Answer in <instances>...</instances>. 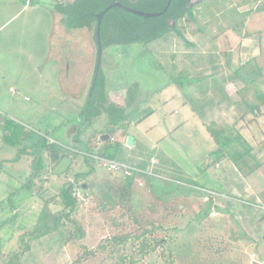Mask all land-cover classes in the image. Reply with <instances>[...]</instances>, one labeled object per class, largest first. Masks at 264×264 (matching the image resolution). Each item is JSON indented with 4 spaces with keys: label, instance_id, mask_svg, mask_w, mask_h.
Here are the masks:
<instances>
[{
    "label": "rangeland",
    "instance_id": "374dc122",
    "mask_svg": "<svg viewBox=\"0 0 264 264\" xmlns=\"http://www.w3.org/2000/svg\"><path fill=\"white\" fill-rule=\"evenodd\" d=\"M230 1V4L225 0H206L197 3L194 8L195 21L188 17L180 20L179 27L187 41L198 43L203 35L209 39L210 36L216 37L224 33L228 26L238 27L236 23L239 17L220 15L211 19L213 17L207 15L209 11L227 10L240 5L239 8L243 7V11L249 12L264 7V0ZM7 2L9 0H0V8L1 4L5 5ZM48 2L50 1L45 0V6ZM13 3L22 8V0H14ZM40 10H42L40 13L38 10L34 12L29 9L16 16L15 13L10 14L9 18L14 17L5 25L3 24L7 15L0 11V121H3L7 115L21 127H25L28 133L47 131L56 141L74 148L77 152H84L85 145L89 142L94 150L91 158L96 166V171L88 180L89 183L100 185L101 181L109 177L120 181L123 176L136 173L133 172L134 170L150 174L142 173L143 175L140 176L136 174L134 178V208L143 221L148 223V227H151L152 222L155 225L162 224L167 229L173 226L179 229L178 232L173 230L169 232L176 236L172 257H169L168 250L159 248L152 258L156 261L154 264H169L173 259H175L173 264H212V261H220L222 264H252L254 260L264 264V197L258 193L261 201L259 204L252 199V193L264 190V107L260 109L258 119L252 118L253 123L241 128L244 135L254 142L256 150L261 149L257 157L262 165L248 177L246 174L250 170L243 171L246 175L244 186L247 190H242V194L249 195L248 200L232 197L239 193L240 189L237 190L232 186L230 188L233 181L239 179V176L232 174L230 170L226 172L224 181L218 175V178L213 176L214 179L217 178L215 179L217 182L213 181L210 187L209 183L206 185L203 182L199 171L204 172L205 166L209 163L202 158L209 152V147L203 144L194 146L192 141L183 145L190 151L189 160L194 165L191 171L197 174L196 177L188 179L164 172L160 170L162 165L158 166L159 159L158 161L150 158L140 159L138 155L141 151L136 148L132 150L133 152L125 154L128 160L126 162L129 164L121 161L120 151L114 153L116 162L130 167L118 171L109 169L107 161L95 152L102 146L101 141L109 136H92L96 128L100 130L103 128L107 119L106 113L83 127V131L78 135L85 142L80 141L79 136L75 138L82 122L80 112L87 93V89H83V79L89 67L88 47L84 43L89 39L86 29H68V34L63 32V35L58 36L53 16L46 8ZM4 12H7L6 7ZM225 14L228 15L227 12ZM248 17L244 15L245 19ZM262 18L263 23L259 24V27H262L263 31L258 32L253 38L264 39V16ZM36 20L40 21L39 25L35 24ZM207 21L211 22L207 23ZM252 34L256 33L252 32ZM185 42V39L176 32H171L148 45L111 44L106 47L103 51L102 67L106 74L108 101H122L126 103V105L121 104L124 109L147 110V114L161 113L162 107L166 108L167 97L159 91L168 87L171 79L173 80L178 72L177 67L179 70L186 68L179 59L188 52L192 53V56L199 57L201 63H206L212 55L214 57L209 49L198 52L197 48L184 47ZM218 51V55L223 57L227 53L238 52L231 45L223 46ZM173 55H176L175 58ZM257 55L263 67L262 73L258 71L260 65L254 60L238 75L245 78L243 81L248 85L246 91L255 85L264 93V45L263 48L257 49ZM62 59L67 60L66 71H63L64 64L59 63ZM246 100L255 101L251 96H246ZM243 107L247 109L246 104H243ZM147 114L144 113L143 116ZM251 116L250 114L249 118ZM157 117L160 119L159 116ZM246 121L242 122L243 125L248 124ZM2 124L3 122L0 124V162H5L2 164V169L0 168L2 248L0 264L7 261L6 256L9 252L22 251L24 242L30 243L31 248L23 255L22 264H105L106 253H99L98 256L89 258L85 257V254L96 249L106 238L114 234L135 231L137 226L127 215H124L123 208L109 206L104 209L100 204L99 195L90 191L84 192L78 189L77 194L83 199L84 204L74 215L85 230V237L64 242L58 232L50 231L39 237L23 236L21 240L25 232L37 226L42 228L47 226L39 223L38 220L45 209L44 200L35 193L38 186L47 187L49 191L47 195H56L67 178L63 173H55L54 169L51 171L48 167L46 174H43L46 180L37 179L33 193L22 190L11 194L21 188L19 177L24 172V163L9 162L15 155V149L2 142ZM126 132L119 130L113 137L122 143ZM136 133L139 134V131L136 130ZM157 133L158 131L153 132L151 138H146L144 135L142 139L145 144H150ZM90 138L92 139L89 141ZM144 161L147 162V169L139 167ZM251 163L254 165V162ZM74 166L80 171L83 170L82 156L76 159ZM84 187L86 188L85 184ZM153 187L154 192L151 191ZM47 208L48 211L56 212L62 208V205L60 200L56 199ZM190 223L197 229L189 231L187 227ZM156 235L163 236L165 232L157 230ZM78 259H81L80 262Z\"/></svg>",
    "mask_w": 264,
    "mask_h": 264
},
{
    "label": "trees",
    "instance_id": "16d2710c",
    "mask_svg": "<svg viewBox=\"0 0 264 264\" xmlns=\"http://www.w3.org/2000/svg\"><path fill=\"white\" fill-rule=\"evenodd\" d=\"M204 1L206 0H171L169 6L168 0H76L74 2H58V11L65 16L64 22L69 29L90 28L94 30V39L98 45V57L92 82L87 89L80 112L82 122L80 123L79 134L83 131V127L93 123L94 119L100 118L103 113L107 114L103 128L101 130L96 128L92 135H95V137L98 135L109 136L106 140H100L103 144L95 151L101 158L115 160L114 153L115 151H120L122 143L119 140H115L114 134L119 130L126 132L134 119H137V121L141 120V115L147 114V110L137 109L129 112L123 106L108 101L106 76L102 67L104 49L111 44L144 43L148 45L171 32H176L189 45L179 27L180 20L188 17L195 21L194 8L197 3H203ZM116 3L121 5H116ZM111 5L113 6L110 7ZM128 8L143 12H160L161 14L148 17L134 13ZM104 11L105 14L100 20L98 15ZM99 39L101 40L102 48L100 55ZM179 78L182 79L180 83L184 85L186 83L183 79L184 77L181 76ZM259 98L264 103V96L261 95ZM2 122V142L15 149V155L9 162L24 163V172L19 177L21 188L11 194L22 190H28L33 193L36 187V180H46L43 178V174H46L48 167L52 171L64 157L69 156L72 159V164L63 173L67 181L56 195H47L49 192L48 188L43 185L38 186V190L35 191L45 202V209L38 218L39 223H44L47 226L44 228L37 226L25 232L21 236V240L23 236L39 237L50 231L58 232L63 237L64 242L85 237V230L80 226L79 221L74 218V215L80 210V206L84 204L83 199L77 194L78 189H82L84 192L90 191L95 195H99L100 204L104 209L109 206L111 208L117 206L123 208L125 214L122 213V215H127L133 224L137 226L134 229L135 231L114 234L106 238L96 249L88 251L85 257L89 258L98 256L99 253H106L105 264H154L156 261L152 258L156 255L159 248L164 251L168 250L170 252L169 257H172L176 236L169 234V232L170 230L178 232L177 226L167 229L162 224L155 225V223L151 222V227H148V223L143 221L138 211L134 208V178L137 175H143L142 173L144 172L141 173L139 170H134L133 172L136 173L123 176L120 181L109 177L101 181L100 185L89 183V178L96 171L95 162L91 158L94 150L89 145V142L86 143L84 152H77L74 148L56 141L47 131L39 130L28 133L25 127H21L7 115L3 121H0V124ZM207 130L218 146L209 156L212 160V162L210 161L211 165L228 157L241 171L249 169L250 173L255 170L257 166L253 167L250 163L253 147L237 129L212 122L207 125ZM81 156L84 160V168L80 171L74 166V162ZM4 162H0L1 169ZM56 199L60 200L62 208L56 212L48 211L47 206ZM103 208L100 207V209ZM187 228L189 231L197 229L193 225L191 226V223ZM157 230H162L165 235L157 236ZM25 243L22 251L9 252L6 256L7 261L3 264H22L23 255L31 248L30 243ZM1 251L0 242V257ZM80 260L78 259V262ZM174 260H170L169 264H173ZM212 264L222 263L220 261H212Z\"/></svg>",
    "mask_w": 264,
    "mask_h": 264
},
{
    "label": "crops",
    "instance_id": "0c3cea01",
    "mask_svg": "<svg viewBox=\"0 0 264 264\" xmlns=\"http://www.w3.org/2000/svg\"><path fill=\"white\" fill-rule=\"evenodd\" d=\"M13 1L14 0H9V2L5 3V5L1 4L0 11L7 15L6 21L3 25L8 23L9 20L14 17L9 18L8 15L10 14L15 13L16 16L17 14L29 9L34 12L38 10L40 13V11H42L40 8H46L47 12L52 15L55 20V24L57 25L56 28L58 29V36L63 35V32L68 34L69 28L64 22L65 16L59 13L57 4L60 1L74 2L76 0H49L50 2H48L46 6L44 4L45 0H22V8L15 5ZM225 1L229 4L231 3L230 0ZM241 5L244 4L241 3ZM239 6L227 10H212L209 11V13H207V10L205 11L207 15L213 17L211 19L220 15L225 17L235 15L239 17V19L237 18L238 21L236 23V26L238 27L228 26L224 33H221L218 36L216 35V37L210 36L208 37L209 39H207V37L205 38L203 35L204 37L202 36L203 38L201 37L198 40V43L192 40L188 41L189 45L186 42L183 43L184 47L197 48L198 52L203 51L202 49H209V52L213 53L214 57L212 55V57L207 59L206 63H201L199 57L194 55L192 56V53L189 54L188 52L183 57L184 59H179L186 66V68L179 70L177 67L178 72L174 76L177 79H171L168 87L159 91L167 97V99H165V101H167L166 108L163 106V110H161V113L159 114L157 112H150L146 116L141 115V120L137 121V119H134L136 122H132L128 127L124 140L121 144L122 146L120 152L122 153V162L129 164V162H126L128 160L125 157V154L133 152L135 148L140 149L141 152L138 155V158H150L151 160L154 159L157 161L159 159L158 166L162 165L160 170L172 173L174 176L176 175L183 178L188 177L189 179L193 176L196 177L197 174L191 171V168L194 165H192L189 160L191 156L189 154L190 151L188 148H185L183 144L189 143L188 141H192L194 146H200L203 144L209 147V152L202 157L208 160L209 163L205 166L204 172L199 171L203 178V182L206 183V185L209 183L208 185L210 187L213 181L217 182L215 179L218 178V175H220L219 177H221V180L224 181V177L227 174L226 172L230 170L232 174L239 176V179L235 176L236 180L233 181L230 188L232 186L237 190L240 189L241 192H239L240 194L236 193L232 197H236V199L239 200H248L249 195L246 193L242 194V190H247L244 186V178L246 175L248 177L253 172H256L258 167L262 165V162H260L257 157V155L260 154L261 149L258 151L256 150L254 142L244 135L241 128L249 126L253 123V119H258L260 109H262V106L264 107V103L261 102L259 96H264V93L255 85L253 87L256 88L252 87L246 91L245 89L248 85H246L243 81L245 78L239 76L238 74L245 66L254 60L260 65L258 66V71H260V73L263 71L260 57L257 55V49L260 47L263 48L264 39L253 37L257 35L258 32L263 31L261 29L262 27H259V24L263 23L262 16H264V7L262 6L256 10L245 12L242 10L243 7L239 8ZM5 7L7 8L6 13L4 12ZM223 10L224 12L222 13ZM225 12H227L228 15L225 14ZM244 15H248L249 17L245 19ZM211 21H207V23ZM39 22V20H36L35 24L38 23L37 25H39ZM85 29L87 36L89 37V39L84 42L88 47L87 63L89 65L87 69L89 77L88 73H86L83 79V89L86 90L92 82L95 64L98 57V45L94 39V30L90 28ZM252 32L256 34L253 35ZM230 45L235 49V51L238 50V52L236 51V54L227 53L225 57L218 55V49H221L223 46L230 47ZM175 56L176 55H173V58H175ZM62 60L59 63H62V65L64 64L63 71H66L67 60ZM174 63L176 64L177 61ZM181 76L184 77V81L187 82L184 83V85L180 83L182 79L179 77ZM239 81H241L242 84L239 85ZM116 94L118 95L119 93ZM246 96H251L255 101H247ZM115 103L126 105V103H122V101H115ZM243 104H246L247 109H244ZM127 110L129 112L133 111L131 109ZM250 114L252 115L251 118H249ZM157 116H159L160 119H158ZM244 120H247L246 122L248 124L245 123L243 125L242 122ZM212 122L217 125H227L233 127L241 133L244 139L253 147L251 162H254V165L253 163H250L253 167L257 166L255 170H251L252 172L250 173L248 171V174L245 175L243 171L239 170L233 161H231L228 157L223 158L214 165L210 164V161L212 162V160L209 156L212 151L218 147L216 141L207 130V125ZM136 130L139 131V134L136 133ZM155 131H158V133L151 140L150 144H145L142 137L145 135L146 138H151L152 133ZM76 134L75 138L79 136V133ZM129 135L134 137V145L132 146L127 144ZM79 140L85 142L81 136H79ZM139 167L147 169V162L144 161V164ZM213 176L217 178L214 179ZM206 185L202 186L205 187ZM154 190L155 188L153 187L151 191ZM261 192L258 191L256 193H252V199H254L258 204L261 203L258 193L264 197V190Z\"/></svg>",
    "mask_w": 264,
    "mask_h": 264
},
{
    "label": "water",
    "instance_id": "95a60500",
    "mask_svg": "<svg viewBox=\"0 0 264 264\" xmlns=\"http://www.w3.org/2000/svg\"><path fill=\"white\" fill-rule=\"evenodd\" d=\"M170 2L171 0H168V6L170 5ZM116 5H121L120 3H116ZM113 5H111L110 7H112ZM167 6V8H168ZM109 7V8H110ZM129 9V8H128ZM130 11L134 12V13H138V14H141V15H145V16H148V17H152V16H158L160 15L161 13L158 12V13H154V12H143V11H140V10H135V9H129ZM105 14V11L100 13L98 16H99V19L101 20L103 15ZM99 43V55L101 54V51H102V48H101V40L99 39L98 41ZM106 137V136H105ZM127 143L128 145H134V137L132 135H129L128 136V140H127ZM72 163V159L71 157L69 156H66L64 157L54 168V172L55 173H58V174H61V173H64L68 168L69 166L71 165ZM252 264H262L260 261H257V260H254L252 261Z\"/></svg>",
    "mask_w": 264,
    "mask_h": 264
},
{
    "label": "built area",
    "instance_id": "2783aa9c",
    "mask_svg": "<svg viewBox=\"0 0 264 264\" xmlns=\"http://www.w3.org/2000/svg\"><path fill=\"white\" fill-rule=\"evenodd\" d=\"M105 161H107L108 168L109 169H114V171H118L119 169H122V168H125V167L126 168L130 167V166H127L125 164L118 163L115 160H107V159H105Z\"/></svg>",
    "mask_w": 264,
    "mask_h": 264
}]
</instances>
